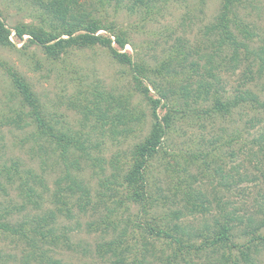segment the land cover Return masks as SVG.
Wrapping results in <instances>:
<instances>
[{
  "label": "rangeland",
  "instance_id": "1",
  "mask_svg": "<svg viewBox=\"0 0 264 264\" xmlns=\"http://www.w3.org/2000/svg\"><path fill=\"white\" fill-rule=\"evenodd\" d=\"M46 2L0 0V16L10 28L22 22H37L38 16H46V13L50 17L48 20L59 21L56 15L44 9ZM79 4L103 23L112 21L116 29L122 30L127 43L120 51L127 52L135 63L144 65L148 78L143 83L152 97L157 98L160 94L151 80L163 89L168 86L165 78L172 76L169 86L176 92L170 99H161L156 109L161 121L166 115L170 116L163 139L167 151H159L149 161L145 211L128 201L119 206L117 201L119 194H125L124 188L110 191L102 187L101 180L111 179L112 174L122 180V169L127 167L125 163L130 159L131 148L147 135L152 122L149 105L134 89L128 66L116 62L99 46L66 49L56 59L47 58L36 45L21 47L28 35H23L21 40L10 35L14 47L0 46V61L14 67L29 83L55 128L71 133L76 140L78 137L85 139L90 154L101 160L79 159L77 169L72 172L87 186L92 202L81 211L73 204L76 197L69 198L72 217L58 215L52 225L57 237L48 234L45 242H40L39 227L33 216L53 207L48 192L54 189V181L62 174L65 164L54 142L34 134L29 117H25L23 125L21 122L20 125L7 123V117L3 115L10 113L14 117L19 103L9 77L0 68V220L23 223L26 231L24 237L0 230V264H47L48 259L66 264H111L109 253L98 255L97 244L111 239L120 228H126L127 241L123 245L132 244L137 253L143 248L142 236H146L142 230L144 221L151 218L160 222L162 228L176 222L191 234L216 226L214 221L219 224L226 221L230 226L231 242L206 243L197 253L187 252L185 248L180 253L195 264H221L219 256L228 253L238 256L232 242H248L250 224L255 226L264 215V153L251 142L241 150L240 144H228V140L233 133H240L248 140L258 136L264 130V105L257 107L245 98L222 113L216 111L215 103H224L236 96L241 100L238 95L246 88L264 101V68L258 76L251 79L246 76L248 61L254 63L251 70L256 72L258 58L249 55V60H245L240 48L241 55L235 66L229 61L231 49L225 45L218 48V31L212 30L211 25L221 0H153L147 6L134 5L131 0H79ZM234 5L233 21L252 34L251 39H242L239 29L233 28L237 37L245 40L250 48H262L264 0H236ZM98 33L108 32L99 30ZM112 45L119 49L114 42ZM168 61L170 69L162 70L163 74L153 71ZM196 89L202 93H196ZM94 90L103 92L99 97L101 109L106 104L116 107V99L131 94L129 107L135 109L134 114L140 112V119L117 123L112 118V114L118 112L115 108L110 109L106 117H100L93 109L96 101L92 102L95 99L91 92ZM126 126L132 131H122ZM70 150L73 156L80 157V147ZM197 151L208 153L209 167L190 156ZM13 161L19 164L18 174L11 167ZM182 167L187 168V174ZM29 172L46 183L45 192L37 185V190L43 193L41 208L27 204L24 209L16 210L15 205L19 207L23 200L20 182L26 179L32 184ZM181 177L188 182L196 177L192 185L199 191L196 206L204 205L208 211L191 209L194 208L191 201H185L182 194V190H186L185 183L179 186ZM98 192L106 196L98 195ZM113 209L115 211L109 212ZM173 212L178 213V218L172 215ZM101 217L117 221L115 232L110 227L103 232L88 227ZM126 218L132 221L127 223ZM63 232L67 236L61 238ZM255 234H264V227H259ZM31 237L37 241L38 248L26 242ZM147 238L151 245L146 246L149 260L146 264H164L168 256L172 258L177 246L174 240L164 236ZM193 239L196 244L203 240L201 237ZM185 242H189L188 239ZM254 242L258 251L255 253L253 246L252 260L254 264H264V243ZM131 258L129 255L127 260ZM175 262L186 264L178 257Z\"/></svg>",
  "mask_w": 264,
  "mask_h": 264
},
{
  "label": "trees",
  "instance_id": "2",
  "mask_svg": "<svg viewBox=\"0 0 264 264\" xmlns=\"http://www.w3.org/2000/svg\"><path fill=\"white\" fill-rule=\"evenodd\" d=\"M131 1L134 5L147 6L149 5V2L153 0ZM235 1L236 0H221L219 12L215 17L214 23L211 25V29L218 31V48L225 45L227 48L231 49L229 61L235 66H237L236 64L238 62V57L241 55L240 48L243 49L242 52L245 60H249V55L258 58L259 64L257 65L256 72L251 70V66H253L254 63L248 61L246 76L251 79L260 75L262 69L264 68V57L262 56L264 55V45L259 49L250 48V46L244 42L245 40H239V37H237V34L234 32L233 28L236 30L239 29L242 39H251L252 34L233 21V17H231V15L234 14ZM77 5L78 7H76ZM44 9L48 12H51L53 15H56L59 21L54 22L53 20H48L47 17H49V14L46 13V16L40 14L38 16L39 20L37 22H22L10 28L0 16V46L14 47V43L12 42L10 35L14 36L18 40H21L23 35H28L27 40L21 45L22 48H26L29 45H36L41 48L42 52L47 58L53 59H56L60 54L65 52L66 49H83L99 46L104 48L116 62L128 66L134 89L142 94L145 102L149 105L152 122L147 135H145L139 142L134 143L133 147L131 148L129 155L130 159L125 163L127 167L124 170L122 169V180L116 179V175L112 174L111 179L106 178L105 180H101V185L110 191H115L119 187L124 188L125 194H119L120 198L117 201V204L124 205L126 201L133 204L136 203L137 205H140V209L143 212L145 211L143 210V206L148 199L146 195V179L149 161L155 157L159 151H163L164 153L167 151L166 146L163 145V139L168 130V121L170 116L166 115L161 121L156 109L159 106L161 99H170L171 96L176 92L172 86H169L172 84L170 81L172 80V76L171 78L163 77L167 79L166 82L168 81L167 88L163 89L158 87L157 84L151 80L152 86L155 88L157 93L160 94V96L157 98L152 97L149 94L148 86L143 83V80L148 78L147 74L145 73L146 69L143 67L144 65L142 63H135L127 52L120 51L127 43V38L121 29L115 28L114 22L110 21L103 23V20L97 16L95 17L91 11L84 10L82 5L79 4V0H47ZM99 30L106 31L108 33H98ZM112 42H114L119 47V49L115 48L112 45ZM0 68L9 77V83L12 89H14L16 94L15 97L19 103V110L15 111L13 114L14 117H12L10 113L3 115L7 117V119L5 118L7 123H15L16 125H20V122L22 123L25 117H29L32 126H34V134L36 136H45L54 142L56 144V148L59 149V154L65 164L64 169L61 172L62 174L54 181V189L48 192V199L53 207L46 209L42 214H36L33 216L35 223L39 227L38 233L41 237L40 242H45L44 239L48 234H53L56 236V234H54V227L52 225L55 223L58 215L62 214L65 218L72 217L73 211L71 206H69V198L76 197L74 198L73 204H76L78 209L81 211L86 210L87 206H89L92 202L89 198V190L87 186L72 172V170L75 171L77 169V165H79V159L85 158V161L88 159L92 162H95V160L100 161L101 159L96 155L93 156L90 154L91 150L90 147L86 145L87 143L85 144V139L78 137L76 140L71 133L60 130L59 128H55L53 123H51L47 118L46 113L44 112V107H42L37 94L32 90L29 83L18 73V71L15 70L14 67L6 64L3 61H0ZM168 69H170L169 61L163 62L159 68L153 69V71L163 74L162 70L167 71ZM197 92L202 93L200 90L196 89V93ZM102 93V91L96 90L91 92L93 98L95 99L92 102L96 101L93 109L100 114V117H106L110 109L113 110L115 108V110L118 112H114L112 114V118H114L117 123L121 122L126 124V121L140 119V112L134 114L133 112L135 109H130L129 107L131 94H127L116 99V107L106 104L104 108L101 109L99 106V97L102 95ZM238 96H240L241 100H239V98L237 99L236 96L224 103L216 102V107H218L216 111L226 113L229 111L232 105L244 101L245 98L253 101L254 105L257 107L264 105V101H260L257 95L253 94L250 89H244L243 92ZM23 124L24 123H22V125ZM122 131L130 132L132 131V128L130 126H126V129H122ZM250 142L251 145H255L257 147V150L264 153V130L261 131L258 136H251L249 140L247 138H242L240 133L231 134L228 140V144H240L239 147L241 150L245 149L248 144H250ZM73 147H80V157L76 158L73 156L70 150ZM251 155H254V153L251 152ZM190 156L201 160V164L206 168L209 167L211 159L207 161L208 153L197 151V154H192ZM18 165L19 164L17 161H13L11 164L13 171L17 174L19 169ZM182 171L186 174L188 172L186 167H182ZM29 176L31 177L29 179L32 181V184H28L26 179H23L20 182V191L22 192L21 196L23 200L20 202L19 207H16L15 205L14 208L16 210H19V208L24 209L27 204L31 205L35 209L41 208L43 193L37 190V185L40 186L42 191L45 192L47 188L46 183H44L40 176H35L30 172ZM195 181L196 177L190 179V182L186 181L182 177L178 179L179 186L180 183H185L186 190H182V194L186 198L185 201H191V204L194 207L191 209L205 213L208 209L206 206H196V199L200 198L199 195H197L199 194V191H195L196 188L192 186ZM112 184L118 187H115ZM98 195L106 196L101 192H98ZM124 198L125 200H123ZM113 211L115 210L113 209L109 212ZM4 215L7 218V213ZM172 215L175 218H178L177 212H173ZM162 220L164 219L162 218ZM124 221H127L128 223L132 220L126 218ZM116 223L117 221L113 220L112 218L101 217L99 221L89 223L88 227L93 230L98 229L101 232H103L104 229L110 227L114 231L116 229ZM223 223L224 224H219L214 221L213 225L216 226L207 227L204 231L201 230L196 234H191L189 230H187L184 226L177 224L176 222H174L171 226L162 228V224H160V222H157L154 218H151L148 221H144V228H142V230L145 232L146 236H142V239L144 240L142 243L143 248L140 249L139 252L136 253L134 251V246L132 244L128 243L123 245L127 241V238H125L127 236L126 228H117L120 232L118 231V233H114V236L104 243L97 244L96 251L100 257L109 253L111 256L110 260L112 261L111 264H146L149 262V260L146 258V254L148 252V248L146 246L149 243L151 245V242H149L147 237L155 236L156 238H160L164 236L171 238L177 244L172 258H169L168 256L164 264H169L170 262L176 264L175 260L177 257L182 259V261L186 264H195L192 260L186 259L182 253H180V251L182 252L183 248H185L187 252L189 250H193L194 253H197L200 250V247H203V245L206 243L213 245L215 243L227 244V242H231V234H229L230 226L226 224V221ZM22 224L23 223H10L5 219L0 220V230L5 234L14 236L21 234L22 236L26 237V231L23 230ZM137 225L140 226L139 224ZM250 226H252V229H249L247 232V234L250 235L248 242H232L233 244H231V246L233 245L237 248L238 256H233L232 253H228L227 256H219L220 259L218 262L221 264H226L228 261H231V264H254L250 253L253 246V251L255 253L258 251L256 250L257 246L255 245L254 241L258 240L259 243H264V234H255L259 227H264V215L258 219V222L255 224V226L253 224H250ZM211 231L212 233H210ZM33 232H36V229H34ZM209 233L212 235L211 238H209ZM66 236L67 234L65 232L60 234L61 238ZM193 237H201L203 240H201L199 244H196ZM187 239L189 242H185ZM190 241H193V243H190ZM26 242L31 247L38 248L36 243L37 241L34 239V237L28 238ZM129 255H131L132 258L127 260ZM47 264L66 263H62L56 259H48Z\"/></svg>",
  "mask_w": 264,
  "mask_h": 264
}]
</instances>
